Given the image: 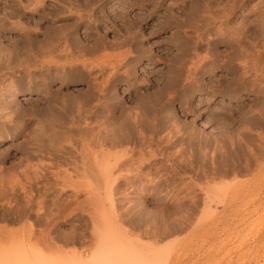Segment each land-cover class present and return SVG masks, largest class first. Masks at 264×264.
Here are the masks:
<instances>
[{
    "label": "rangeland",
    "instance_id": "rangeland-1",
    "mask_svg": "<svg viewBox=\"0 0 264 264\" xmlns=\"http://www.w3.org/2000/svg\"><path fill=\"white\" fill-rule=\"evenodd\" d=\"M197 4V0H0L1 23L5 21L10 27L9 29L5 25L0 32L1 43L5 47L13 49L21 46L25 33H32L33 38L43 39L52 28L72 23L71 26L75 29L73 35L77 36L79 43H84L81 46L91 48L104 43V46H100L90 56L85 54L86 58L98 62L112 60L117 64L128 60L129 64L119 67V73L125 68L127 72H121L123 76L110 86L109 94L113 95L108 94L103 99L105 105L108 104L107 107L111 106L112 109L121 105L135 111L140 109L138 112L144 110L150 121L156 118L162 120L164 125L167 122L159 133L165 140L173 135L177 139L176 145L166 144L163 140L159 148L158 145L151 147L160 150L159 153L154 150L151 155H155L149 159L155 160L160 172L163 169L160 175L162 179L165 177L164 181L155 175L154 171L157 169L153 167L147 168L149 170L142 168L141 172L136 169L134 172L116 171L115 176L117 174L118 178L112 184V189L107 188V191L103 182V185L98 182L96 186L91 175L76 172L72 166L58 167L55 164L57 159L50 155L48 149L43 148L48 144L44 143L46 140L42 142L39 138H33L40 133L37 125L40 110L52 103V96L59 95L58 89L68 95L75 93L69 98L78 95L81 99V96H85L84 93L89 92L90 82H87L88 78L83 76L84 73L79 70L68 71L69 74L65 73L68 74V84L57 79L47 88L41 82L38 86H30L28 75L21 70L2 75L6 84L16 82L14 84L17 91L14 94L16 97L11 96L15 100L11 107L14 116L11 117L10 114L2 117L1 120L6 119V123L0 120V254L25 250L65 259L77 252L87 258L96 249L97 238L93 227L95 222H100L103 231H112L118 236L119 241L115 247H120L117 250L118 257L126 256L128 261L131 259L132 264L140 261V264H264V56L260 57L261 62L259 60V64L263 62V66L260 65L263 72L246 68L251 74L241 76L244 69L236 65L242 63L240 58H245L241 57L227 37L218 42L213 40V47L210 44L208 49L204 46L197 51L200 56H211L208 57L211 65L203 74L195 77L198 82H191L190 79L188 84L185 80L188 69L186 64L191 62L188 60H191L194 53L190 45L196 39L192 30ZM240 20V16H235L230 23L237 24ZM219 26L220 22L217 21L212 29L213 38L223 34L221 31L218 33ZM224 27L226 26H221ZM18 28L22 30L19 31ZM256 28L257 31L259 26ZM192 35L194 39L191 38ZM72 43L70 41L69 44L73 48ZM249 43L248 41L245 46ZM261 43L264 44V41H260L258 46ZM205 49L207 53L204 52ZM131 54L134 55L133 58ZM119 55L123 58L120 59ZM248 58L246 63H252L251 57ZM189 63L187 65H191ZM174 65L177 68L180 66V69H176ZM32 74L40 77L39 73ZM21 75L23 77L20 78ZM198 76L200 79H197ZM168 93H173L172 97ZM156 95L160 100L155 98ZM111 101L116 104L113 105ZM15 104H18L17 107ZM17 112L20 118H17ZM116 113L119 111L116 110ZM13 120L21 124H14ZM173 124L179 127H174ZM34 130L39 132L35 136ZM38 139L44 151L36 144ZM129 145L134 153L140 149L136 144V147L132 143ZM164 150L167 154L169 152L167 157ZM147 151L150 150H146V153ZM136 153L138 157L139 152ZM148 156L147 154L146 157ZM162 159L165 160L164 164ZM66 169L67 173L63 171ZM56 170L62 176L66 173V179L72 178V183L68 180L67 187H63L68 190L61 191L65 198L67 195L72 198L77 191L75 206H52V197L62 187V182L54 179L53 172ZM132 172L139 174L135 176ZM43 173H46L47 179L42 177ZM159 173L156 174L160 176ZM126 174L131 179L126 178ZM140 174L143 176L139 178ZM120 176H123L122 182ZM146 177H154L157 181L151 183ZM125 179L129 181L125 182ZM158 181H162V184ZM151 184L157 189L154 190ZM43 195L51 197L43 205L45 209L38 205ZM41 207L44 210H39ZM93 215L99 222L91 220ZM121 249L129 253L126 254ZM122 262L128 264L126 260Z\"/></svg>",
    "mask_w": 264,
    "mask_h": 264
},
{
    "label": "bare ground",
    "instance_id": "bare-ground-1",
    "mask_svg": "<svg viewBox=\"0 0 264 264\" xmlns=\"http://www.w3.org/2000/svg\"><path fill=\"white\" fill-rule=\"evenodd\" d=\"M252 1L253 0H197L198 4L196 6L197 7L196 16H194V14L192 13L193 16L195 17V19H194L195 25H194V30H192V32L193 33L195 32L196 36L192 35V37H191V38H193V36H194L196 39L193 38L195 40V42L193 41V45H190L191 46L190 49H193L194 53L190 52L193 54L191 60L190 59L188 60V58H186V56H185V58L188 61H191L189 63L187 60H185L189 64H191V65H187L188 64L187 63L186 66H188V67L184 66V67L188 68L187 72H186V78H185V80H187V82H188V80L190 81V79H191V82H193L192 80L197 81L195 77L200 73L203 74L207 70V67L209 65H211V64H209V62L211 61L209 58L211 56L210 57L205 56L206 54H204V57H203V54H202V56H200V54H198L197 51L201 48H204V46H207L206 48L208 49V46L210 44L212 45V42H215L213 40H216L218 42V41L225 40L227 38L229 39L230 44L235 46L236 50L241 55V57L245 58L244 60H242V58H240L242 63H238L240 65H238V64L236 65V66H239V67L244 69L243 73H241V76H244V75L249 76L251 74L250 72H249L250 74L248 73V71H250V70H247L246 68L253 69V71L258 72V73L263 72V67H262L263 62H262V64H259V60H260V57L264 56L263 55L264 54V48H263L264 44L261 43V46H258V43H260V41H262V42L264 41V0H255L254 3H252ZM192 9H193V6H192ZM194 11H195V9H194ZM235 16L241 17L240 22L237 24H233V22L230 23L231 19L234 18ZM194 17H191V18L193 19ZM81 18H83V17H80V19ZM4 19H5V17H4ZM60 19H62V18H60ZM80 19H78V20L80 21ZM217 21L220 22V26H219L220 30L218 29L217 31H218V33H219V31H221V32H223V34H220V36H215V38H213L214 35L212 34L213 33L212 29H213V26L217 24ZM1 22H2V18H0V32H1V28H4V26L7 24L5 21L3 23H1ZM229 23H230V26H229ZM9 24L10 23H8V25ZM231 24H232V26H231ZM71 25H73V24L71 23ZM71 25H69V24L64 25L63 24L62 26H59L57 28H55L56 27L55 26L54 27L55 29L52 28L51 31L49 33H47L48 35L47 36L45 35L46 37L43 39L33 38L32 33L30 34V33L24 32L26 35H24V37L22 39L23 44L21 46H17L16 48H13V49L5 47L1 43L2 40H1V36H0V120L4 116L12 114L11 107L14 105L15 100L12 99L11 96L14 95L17 91L16 84H14L15 81L9 82L8 84H6L7 82L5 83L6 80H3L4 78H2V75H6L7 73H9L8 75H10V73H12L15 70H21L22 72H24L28 75L27 76L28 77V83L30 84V86H33V87L38 86V84H40V82H41L44 84L45 88H47L53 80H57V79H60L59 81H61V83L64 82V83L68 84V82H69L68 81L69 79H67L68 74H69L68 71L74 72L75 70H79L80 72L82 71L84 73V75H83L84 77L88 78V80L86 79L87 82L88 81L90 82L89 92L86 94L84 93L85 96L83 98L81 96V99L78 98L79 97L78 95H77L78 97L75 95L74 98H69L72 93L70 95H68L66 93H62L61 91L59 92L60 89H58L57 92L59 93V95H56L54 97L52 96L51 97V99H53L52 103H50L48 101V103H50V104H48V106H45L48 110L44 109L45 107L42 110H40L41 111L40 117L37 118V125H39L38 127H40V133L38 132L39 130H37V132L39 133V135H38L39 137L36 136V138L35 137H33V138L36 140H37V138H39V139H41V141L43 140L42 142H44L46 140V142H44V143H46V144L48 143V144L46 145V147L44 146L43 148L46 150L48 149L50 151V152L49 151L48 152L51 153L50 155L51 156L53 155L52 157H55V159H57V163H55L56 160L54 162L55 164H57V166L58 165H61V166L65 165L63 167H66V166L71 167L72 166V168L75 169L76 172L81 171L82 174L84 173L85 175L86 174L91 175V177H93V180H94L93 182H95V184L97 183L96 186L98 185V182H99V185L102 184V182H103L105 187H106V190H107V188L110 189L112 184L118 178L117 174L115 176L116 171H118V172H121V171L130 172V171H133L136 169L137 171L141 172L142 168L147 169V168L153 167V169L154 168L157 169V171L155 170L154 173L155 172L159 173L160 169H159V166L155 163V160H152V158L149 159V157H153L155 155V154L154 155H151V154L154 153V150H156V149H153L151 147L153 145H155V147H156V145H158V148H159V146L163 140L165 141L166 144L171 143L170 145H173V144L176 145V143H177L176 142L177 139H175L176 135L168 137V140H165L166 138L164 139V137L161 136L159 133L161 132V130H163V128L167 124V122L164 125L162 123V120L156 119V118L151 119L152 121H150L147 117V114L144 113V110H142L141 112H138V111H140V109L138 111H135V110L128 108V107H125V106L122 107L121 105L116 106V107H114V109H112L111 106H110V108L107 107V106H109L108 104L105 105L103 99L109 94V89H111L110 86H112V84L114 85V82L116 80H119L120 76H123L122 74H120L121 72H123V71L127 72V71H125V70H127L126 68L124 70L121 68L122 70H120V73H119V67L120 66L124 67L125 65H127L128 60L126 62H123V63H122V61H120V64H117L116 62H114L112 60L107 61V62H98L97 60H92V58L91 59L86 58L85 54L89 55L91 53H95V51L98 50V48L100 46H104V43L102 42V45H101V43L98 41V44L100 43V45L99 46L94 45V46H91V48L84 47V45L81 46V44H84V43L83 42L79 43L78 39L76 38L77 36L73 35V32L75 29L73 28L74 26H71ZM222 25H224L226 27L221 28ZM185 26H186V23H185ZM191 26L193 27L192 23H191ZM256 26H259L258 30H260V32H257L258 30L256 31V29H257ZM14 27L17 28V26H14ZM192 27H191V29H192ZM8 28L10 29V27H8ZM188 28H190V27H188ZM2 30H4V29H2ZM17 30L21 31L22 28H21V30L19 28ZM29 30H32L33 33H37V32H34L33 29L29 28ZM204 35H207V37L205 38ZM184 39H185V36H184ZM188 40H190V39L188 38ZM70 41L73 42L72 43L74 45L73 48L70 47V44H69ZM244 41L245 42L249 41L250 42L249 45L245 46L247 44V42H246V44H244ZM190 43H191V41H190ZM86 46H87V44H86ZM109 46L110 45L108 44V47ZM211 47H213V45ZM251 47H254V48L252 49ZM105 48H107V47H105ZM102 49H104V48H102ZM138 50H139V48H138ZM183 50L185 51V49H183ZM99 52L100 51H98V53ZM186 52H184V53L186 54ZM204 52H206V49L204 50ZM209 53H212V52L210 51ZM133 54H131V56ZM133 56H132V58H133ZM238 56L239 55H237V57ZM119 57H121V56L119 55ZM247 57H249V58L251 57L252 63L251 62L246 63V61H248ZM122 58L123 57H121L120 59H122ZM214 58H215V56H214ZM109 59H112V58H109ZM212 59H213V56H212ZM240 59H239V62H240ZM229 60H231V59H229ZM260 62H261V60H260ZM232 63H233V61H232ZM131 64L133 65V63H131ZM235 64H236V62H235ZM260 65H262V66H260ZM176 66L177 65H174V67L176 69H178V68L180 69L181 62H180V66L178 68ZM239 67L237 68L238 70H239ZM128 68H130V67H128ZM211 68H212V66H211ZM176 69H174V70H176ZM241 70L242 69H240V71ZM32 72L33 73H39L40 77L34 76V74H32ZM175 72L176 71H174V73ZM251 72H252V70H251ZM60 73H63V75H60ZM65 73H68V74H65ZM128 73L130 74V72H128ZM247 74H249V75H247ZM18 75H20V74H18ZM125 75H126V73H125ZM173 75H175V74H173ZM256 75H254V76H256ZM129 76H131V75H129ZM199 76L197 79H200ZM21 77H23V76L21 75L20 78ZM125 77H127V76H125ZM176 77H178V76H176ZM181 77H182V75H181ZM263 77H262V79L264 80ZM37 78H39V79L36 80ZM237 79L239 80L240 78H237ZM258 79H260V78H258ZM176 81L178 82V80H176ZM241 81H243V80H241ZM168 82H170V81L168 80ZM189 83L190 82H188V84ZM22 85H23V83H22ZM175 86H177V85H175ZM179 86H180V84H179ZM192 87H194V86H192ZM181 88H183V87H181ZM186 88H188V87H186ZM38 89H39V87H38ZM170 91L171 90H169V92ZM185 91H187V90H185ZM167 92H168V90H167ZM167 92H166V94H167ZM73 94H75V93H73ZM172 94H169V97ZM111 95H113V94H111ZM111 95L109 94L108 96H111ZM165 95H164V97H165ZM14 96L16 97V95H14ZM156 96H155V98H158V100H160L158 95H156ZM45 97L48 98V96H45ZM169 97L167 96L168 99H169ZM110 100H112V99H110ZM154 100H156V99H154ZM148 101L150 102V100H148ZM161 101H162V99H161ZM111 102L113 103V101H111ZM111 102H109V103H111ZM17 103H19L18 100H17ZM53 103H54V105H53ZM114 103H113V105H114ZM17 105H16V107H17ZM154 105H155V103H154ZM152 106H153V104H152ZM159 106H160V104H159ZM155 109H156V107H155ZM34 110H35V108H34ZM116 110H117V112L119 111V113H116ZM148 110H150V109H148ZM14 111H17V110L15 109ZM36 112H37V108H36ZM17 114H18V112L16 113V115ZM19 114H21V113H19ZM13 116L14 115L12 114L11 117H13ZM18 117L20 118V116L17 115V118ZM155 117H157V115ZM150 118H151V116H150ZM14 119H16V118H14ZM2 120H4V119H2ZM28 120H29V118H28ZM4 121L5 122H3V121L2 122L6 123V119ZM13 121H15V120H13ZM7 122H8V119H7ZM17 123L15 121L14 124H17ZM9 124H10V122H9ZM18 124H21V123H18ZM173 125L175 127L176 124H173ZM176 127H179V126L176 125ZM29 128L30 127L28 126V129ZM172 129H175V128L172 127ZM176 130H178V129L176 128ZM148 131H150V132H148ZM30 132H31V130H30ZM34 132H32V133H34L33 134L34 136L38 134V133H36L35 130H34ZM48 132H50L49 135H46ZM26 133H28V132L26 131ZM39 139L36 143L37 145H39V143H40ZM34 143H35V140H34ZM131 143L133 145L136 144L137 146H140V149L138 151L139 152L138 157H136L138 155L137 154L138 152L137 153L135 152L137 154V155H135L134 149L132 147L131 148L129 147L130 146L129 144H131ZM136 145H135V147H136ZM41 146H43V145H41ZM167 146H169V145H167ZM39 148H41L40 145H39ZM170 148L168 147V149H170ZM146 150H150V151L152 150V151H151V153H150V151L149 152L147 151L148 153H146ZM41 151H44V150L42 149ZM156 151H157V153H159L160 150L157 149ZM147 154L149 155L148 157H146ZM165 154H167V152ZM168 154H169V152H168ZM168 154L166 155V157L168 156ZM171 154L172 153H170V156H171ZM134 155L137 159L134 157ZM213 155H214V153H213ZM155 157L157 158V156H155ZM166 157H164V159ZM164 159H162V160H164ZM255 159H257V158H255ZM157 161H159V160H157ZM215 161H216V159H215ZM162 162L164 164L165 160ZM174 162H175L174 165H176V161H174ZM180 162H181V160H180ZM216 162L218 163V161H216ZM161 166H162V164H160V167ZM63 167H61V168H63ZM174 167H176V166H174ZM61 168H60V171H61ZM178 169L179 168L177 167V170ZM147 170H149V169H147ZM60 171L58 172L56 170V172H53L54 177H55L54 179L55 180L58 179V181H61L62 187L60 189L58 188L60 191H58L54 195L55 196L54 198L52 197V203H53L52 206L55 207L56 205H58L60 207H63V206L69 207L71 204H73V206H75L74 203H77V200H78L77 191H76V194H74V196L72 198H71V196L69 198L68 195H67L68 197L65 195L66 196V198H65L63 196L64 194H62V191H61V190L65 189L63 187L68 185V183H67L68 180H69V182L72 181L71 180L72 178L66 179L64 177L67 173V169L63 170V171H66L65 174L63 172L64 176H62ZM162 171H163V169H162ZM147 172L145 173L146 175H147ZM161 172L159 173V175L161 174ZM166 172H167V170H166ZM175 172H176V170H175ZM156 173H155V175H157V177L161 178V175L158 176V174H156ZM44 174H45V176H44ZM60 174H61V178H59ZM138 174L139 173H137V172H136V175H135V173H133V175H135V176H137ZM67 175L70 176L69 173ZM80 176H81V173H80ZM140 176H143V175L140 174L139 178H140ZM149 176L150 175L148 174V177ZM42 177L47 179L46 173H43ZM121 177H123V176H120V178ZM154 177H156V176H154ZM154 177H152L150 179L148 178L149 182L152 183L154 180H156ZM126 178L131 179L130 176H128ZM163 178L165 179V177H163ZM141 179L143 180V177ZM148 179L146 177V180H148ZM164 179L161 178L162 181H164ZM120 180L122 182V178ZM142 180H140V181H142ZM128 181L125 179V182H128ZM143 181H144L143 183H145V180H143ZM147 182H146V184H147ZM161 182L158 181L159 184H162ZM75 183L76 182L74 181V184ZM155 183L157 185V182H155ZM152 185L153 184H151V186ZM71 186H72V188H75V187H73V185H71ZM132 186H133V184H132ZM68 188L70 189L69 186H68ZM153 188L155 190L156 187H153ZM137 189L138 188L136 187V190ZM65 190H68V189L66 188ZM65 190H63V191H65ZM113 190H114V188H113ZM139 190H140V188H139ZM147 190H149V187ZM109 191L111 192L112 190H109ZM54 192L55 191H53V193ZM79 193H80V191H79ZM92 193H94V192H92ZM152 193H154V192H152ZM110 194H112V193H110ZM93 195L95 196L96 194L94 193ZM116 195H117V193H116ZM43 196H44L43 198H40V202L38 203V205L40 204L43 206L44 204H46L47 198L49 200L51 198V197H48V195L47 196L43 195ZM138 196H139V194H138ZM77 206L75 208H77V210H78ZM79 208H80V206H79ZM40 209H43V208L41 207V208H39V210ZM44 209H45V207H44ZM44 212L45 211H43V213ZM74 213H75V211H74ZM55 214L58 215L57 212ZM91 214H92V212H91ZM89 215H90V213H89ZM93 218H91V220H93L94 222L98 221L97 220L98 218L96 217L97 219H95L94 215H93ZM109 219H108V221H109ZM110 222H111V220H110ZM110 222H108V223H110ZM112 224L113 223H111V225ZM93 228L95 229L94 235L96 234V238H97V244L96 245L97 246H96L94 253L90 257L84 258L82 254H78L77 252L76 253L74 252L73 255L66 257L65 259L58 258L57 256H56L57 258H52V257L45 256L42 253L27 252L24 250V252L19 251V252H15V253H9L8 252V253L0 254V264H119V263L121 264L122 260L123 261L126 260L128 262V264H132L130 261L131 259L129 260L130 261V263H129L126 256H125L126 258L123 255H122L123 258L118 257L119 256V252H118L119 250L118 249L120 247L118 249H115V247L119 241V238L115 233H113L112 231L110 232L108 230L103 231L102 230L103 227L101 228L100 222L99 223L95 222ZM114 228H116V227H114ZM121 236H122V234H121ZM46 242H48V241H46ZM123 242H124V240H123ZM120 243H122V242L120 241ZM120 243H119V245H120ZM121 246H122V244H121ZM121 250L123 252H125L126 254L129 253L123 249H121ZM135 251L138 252L137 249ZM120 256H121V254H120ZM135 257L137 258L138 255H136ZM140 257H142V256H140ZM120 259H122V260L120 261ZM133 259H134V257H133ZM133 259H132V261H135ZM140 262H138V264H140ZM142 262H143V260H142ZM123 264H127V263L124 262Z\"/></svg>",
    "mask_w": 264,
    "mask_h": 264
}]
</instances>
